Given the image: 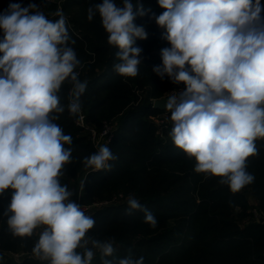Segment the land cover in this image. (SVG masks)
I'll list each match as a JSON object with an SVG mask.
<instances>
[{
  "label": "clouds",
  "instance_id": "1",
  "mask_svg": "<svg viewBox=\"0 0 264 264\" xmlns=\"http://www.w3.org/2000/svg\"><path fill=\"white\" fill-rule=\"evenodd\" d=\"M163 13L155 17L165 29L170 47L161 50L162 64L153 67L161 79L183 83V92L164 100L171 113L169 133L174 146L205 179L217 178L232 193L254 181L247 161L258 154L256 141L264 139V5L261 0H158ZM143 6L132 0H102L87 9V19L97 15L118 49L114 71L136 77L142 49L137 39H147L143 26L134 23ZM59 19H48L39 6L10 3L0 13V196L10 193L4 215L13 236L31 237L40 229L34 256L46 264H101L115 252L114 240L88 235L95 220L70 198L74 191L61 183L65 166L72 162L70 135L54 121L65 111L62 86L71 85L67 109L81 112L87 81L61 9ZM110 148L83 159L93 172L111 168ZM85 181H81V188ZM126 214L144 213L155 228L157 220L146 206L130 195ZM118 264H144V257L129 254Z\"/></svg>",
  "mask_w": 264,
  "mask_h": 264
},
{
  "label": "trees",
  "instance_id": "2",
  "mask_svg": "<svg viewBox=\"0 0 264 264\" xmlns=\"http://www.w3.org/2000/svg\"><path fill=\"white\" fill-rule=\"evenodd\" d=\"M30 2L53 21L59 19L57 9L63 11L75 41L71 46L83 65L77 71L81 81H87L81 96L87 125H79L80 113L71 115L67 109V83L60 92L65 111L54 121L72 138L66 145L72 148V162L65 166L61 183L78 195L85 181L76 203L107 201L84 211L95 220L90 237L115 241V252L107 259L118 264L130 250L134 258L143 256L144 264H264V139L255 142L258 154L247 161L254 181L236 193L217 178L196 173L194 159L174 146L171 113L154 101L172 90L183 92L186 86L153 72L162 64L161 50L170 47L163 38L166 30L155 22L164 11L158 0H132L134 12L138 5L144 11L134 23L147 33V39L135 42L142 49L136 77L114 71L118 49L107 43L99 15L87 19L88 7L102 0H0V13L10 3ZM115 2L122 6L123 0ZM106 123L112 125V136L104 145L116 158L109 161L110 169L93 172L83 165V159L97 151L90 129L100 132ZM130 195L152 212L155 228L144 222L143 212L126 214ZM10 199L8 192L0 196V264H46L32 252L38 229L24 238L8 229L4 212ZM92 264H101L99 253Z\"/></svg>",
  "mask_w": 264,
  "mask_h": 264
},
{
  "label": "built area",
  "instance_id": "3",
  "mask_svg": "<svg viewBox=\"0 0 264 264\" xmlns=\"http://www.w3.org/2000/svg\"><path fill=\"white\" fill-rule=\"evenodd\" d=\"M181 91H182V89H180L178 91L177 90H172L169 93H171V92L179 93ZM76 122L79 125H87V122L85 120V115H84L83 112H80L78 118L76 119ZM90 130H91L92 139H93L95 147L97 148V151H98V148L101 145H104L112 136V125L109 124V123H106L104 128L100 132H98L95 128H92V127H91ZM81 189L82 188L80 186V190L78 192V195L75 196V202H76V199L77 200L80 199ZM106 202L107 201L95 202L92 205L91 204H84V203H77V204H79L81 206L82 210L85 211V210L91 208L93 205H99V204H103V203H106ZM255 214L257 215L258 212L255 211Z\"/></svg>",
  "mask_w": 264,
  "mask_h": 264
},
{
  "label": "water",
  "instance_id": "4",
  "mask_svg": "<svg viewBox=\"0 0 264 264\" xmlns=\"http://www.w3.org/2000/svg\"><path fill=\"white\" fill-rule=\"evenodd\" d=\"M165 99H166V97H161V98L157 99L155 101V106L164 107L165 108V104H164V100ZM260 219H263V217L261 216Z\"/></svg>",
  "mask_w": 264,
  "mask_h": 264
},
{
  "label": "rangeland",
  "instance_id": "5",
  "mask_svg": "<svg viewBox=\"0 0 264 264\" xmlns=\"http://www.w3.org/2000/svg\"><path fill=\"white\" fill-rule=\"evenodd\" d=\"M171 93H172V92H171ZM168 94H170V93H168ZM168 94H166L164 97L167 98ZM158 99H159V98H158ZM156 100H157V99H155V101H156ZM155 101H154V102H155ZM73 191H74V195L71 197V200L75 202V196H76V195H75V192H76V191H75V189H73ZM37 231L40 233L41 230L38 229Z\"/></svg>",
  "mask_w": 264,
  "mask_h": 264
}]
</instances>
